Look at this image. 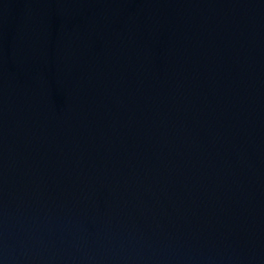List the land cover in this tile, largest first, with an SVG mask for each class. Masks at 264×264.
Here are the masks:
<instances>
[{
    "label": "water",
    "instance_id": "95a60500",
    "mask_svg": "<svg viewBox=\"0 0 264 264\" xmlns=\"http://www.w3.org/2000/svg\"><path fill=\"white\" fill-rule=\"evenodd\" d=\"M0 264H264V0H0Z\"/></svg>",
    "mask_w": 264,
    "mask_h": 264
}]
</instances>
